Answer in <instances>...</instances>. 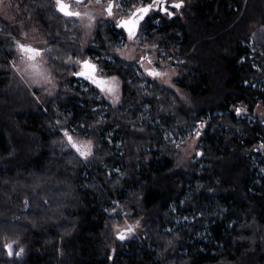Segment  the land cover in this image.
I'll use <instances>...</instances> for the list:
<instances>
[{
	"label": "trees",
	"instance_id": "obj_1",
	"mask_svg": "<svg viewBox=\"0 0 264 264\" xmlns=\"http://www.w3.org/2000/svg\"><path fill=\"white\" fill-rule=\"evenodd\" d=\"M33 1L23 14L48 36L58 88L35 91L38 103L0 71V264H264V0H183L178 15L140 23L138 47L174 65L185 102L119 56L117 23L99 21L83 48L79 24ZM119 1L127 17L152 0ZM83 58L119 80L117 106L73 75ZM17 60L16 29L0 17V68ZM63 129L91 141L89 158ZM193 130L199 160L179 170ZM139 219L141 235L114 234ZM8 241L25 256L5 255Z\"/></svg>",
	"mask_w": 264,
	"mask_h": 264
},
{
	"label": "rangeland",
	"instance_id": "obj_2",
	"mask_svg": "<svg viewBox=\"0 0 264 264\" xmlns=\"http://www.w3.org/2000/svg\"><path fill=\"white\" fill-rule=\"evenodd\" d=\"M153 1V0H152ZM152 1L150 3H152ZM119 0H83L80 5L75 3V0H65V3L70 5V10L73 12H79V16H69V20L75 21L83 29V40L82 47H86L87 43L92 40L94 32L96 30L97 23L101 20H106L114 24L118 23L120 20L128 19L132 12L135 11L137 7H133L128 12L127 17H122L119 12ZM173 0H167V6H171ZM111 3L112 14L108 13V5ZM26 4H36L33 0H3L0 3V17L9 23L11 27L16 29L17 35V54L18 60L6 67L0 68V71L8 73L9 79V88L13 87L16 90L28 91L27 94L31 96L38 103L41 102L38 95H35V91L42 90L47 95H54L58 88V83L48 67L45 64L44 57L49 53L47 50V44L49 42L47 34L39 27L34 21L30 20L28 16L26 17L23 14V10L27 5ZM148 4V3H147ZM52 9L55 12H60L57 7L56 0L51 1ZM169 11L173 12L174 15L180 13V9L172 10L169 7ZM155 13H160L157 11L154 5L153 11L149 12L147 15L152 16ZM161 14V13H160ZM68 16V15H65ZM167 19L169 16L164 15ZM262 33L259 32L257 37H261ZM125 39H121V50L119 51V56L126 61H134L137 64V71L139 74L144 75L146 78L151 79L156 82L159 86L166 87L174 90L178 93L179 97L182 98V101H187L186 96L182 94L174 85V81L177 78V72H175L174 65L171 62H165L157 56V53L153 47L139 48L138 39L135 37H129L125 34ZM20 44L39 50V54L35 55L34 59H30L33 56V53L27 52L24 49L20 48ZM89 60L92 64H97L88 58H83L81 60H71L69 63L75 67L76 72L80 71L82 65L80 61ZM258 62H254L256 68L260 65ZM98 68V66H97ZM150 71H156L160 73L159 75L152 76L149 74ZM99 78H102L105 81L103 90L99 88L100 94L105 98V100L112 106H117L120 102V88L121 84L117 78L106 77L100 74V71L96 73ZM114 78V79H113ZM96 85V84H95ZM112 90L109 91L108 89ZM241 113L246 114V108L239 106ZM255 114L261 115V111L256 109ZM199 130H193L190 140L184 143L178 151L176 165L180 169H191L192 165L195 164L200 157V151L197 147L200 135L197 136ZM64 134V132H63ZM66 137V136H65ZM77 143L87 144L85 141L77 140L73 137ZM255 152L261 155H264V141L255 147ZM92 151V150H91ZM82 157V156H81ZM262 157V156H261ZM83 159L87 158L82 157ZM185 171V170H184ZM187 218L176 219L174 222L175 226H179L183 222H186ZM131 228V231L127 229ZM143 231V221L139 220H125L121 226H116L114 228V234L118 236L117 233H123L124 239L129 240L133 237L141 235ZM5 244L12 245L13 255H8V250L4 247ZM3 245L4 254L10 258H22L25 256V251L20 252L22 247L19 242H6ZM16 253H20L16 255Z\"/></svg>",
	"mask_w": 264,
	"mask_h": 264
},
{
	"label": "snow or ice",
	"instance_id": "obj_3",
	"mask_svg": "<svg viewBox=\"0 0 264 264\" xmlns=\"http://www.w3.org/2000/svg\"><path fill=\"white\" fill-rule=\"evenodd\" d=\"M2 2L3 0H0V3ZM56 2H57V7L59 8V10L63 12L65 15H68V16H79L80 15L79 12L71 11L70 5L65 3V0H56ZM82 2L83 0H75V3L77 5H80ZM182 4H183V0H173L171 7L174 9H179L181 8ZM154 5L157 11H162L169 16L174 15L173 12L169 11V7L167 6V0H153L152 3L142 4L140 7H137L134 12H132L131 16L127 20H122L120 22V26L127 29L129 37H132L135 35L140 25V21H142L149 12L153 11ZM112 6L113 5L109 3L108 9H107L109 15L112 14ZM19 46L21 49H24L25 51L34 54L33 56L30 57V59H34L35 55L39 54V50L37 49L25 46L23 44H20ZM80 63L82 65L81 70L73 73V75L84 77L90 80L93 84H96L98 87H101V89L103 90L105 81L96 75V73L101 70L98 69L97 66L95 64H92L89 60H83V61H80ZM149 74L152 76H156V75H159L160 73L156 71H150ZM108 90L111 91L112 89L109 88ZM240 111H241L240 109H236L237 114H239ZM63 131H64V135L67 137L68 143L71 145L72 148L76 150L77 153H79L80 156L87 158L88 156L92 154L91 153V141L87 142V144L77 143L73 139V137L68 133L67 129H63ZM199 135L200 133L197 132V136ZM131 230H132L131 228L127 229V231H131ZM117 234L120 239L123 240L125 238L123 233H117ZM4 247L8 250L9 256L13 255L11 244H5ZM23 251H24L23 248H21L20 252H23ZM19 254L20 253H16V255H19Z\"/></svg>",
	"mask_w": 264,
	"mask_h": 264
},
{
	"label": "water",
	"instance_id": "obj_4",
	"mask_svg": "<svg viewBox=\"0 0 264 264\" xmlns=\"http://www.w3.org/2000/svg\"><path fill=\"white\" fill-rule=\"evenodd\" d=\"M146 16H147V15H146ZM146 16H145V17H146ZM144 19H145V18H144ZM144 19H143V20H144ZM122 20H123V19H122ZM122 20H120V21L117 23V26H118V28H121V29L125 32V34H126L127 36H129V35H128V31H127V29H126V28H123V27L120 26V22H121ZM124 20H127V19H124ZM143 20H142V21H143ZM142 21H140V23H141ZM138 30H139V27H138V29H137V31H136V33H135L136 36H137V32H138ZM135 35L132 36V37H135Z\"/></svg>",
	"mask_w": 264,
	"mask_h": 264
}]
</instances>
